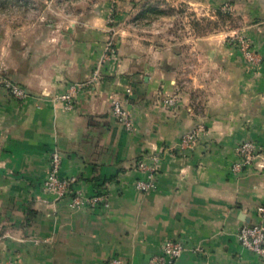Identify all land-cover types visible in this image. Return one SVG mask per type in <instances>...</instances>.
I'll return each mask as SVG.
<instances>
[{
    "label": "crops",
    "instance_id": "obj_1",
    "mask_svg": "<svg viewBox=\"0 0 264 264\" xmlns=\"http://www.w3.org/2000/svg\"><path fill=\"white\" fill-rule=\"evenodd\" d=\"M223 1L208 0V8ZM232 3L250 23L264 20V0ZM76 17L62 29L22 16L0 27V76L32 93L13 98L0 81V264H149L168 240L185 248L174 264H263L237 233L264 223V171L254 164L235 175L231 167L241 141L264 157V63L244 64L220 32L189 31L196 42L156 47L152 64L110 65L65 110L54 96L85 82L103 50L104 17ZM254 28L264 58V28ZM173 94L176 105H164ZM114 99L133 129L113 117ZM199 122L204 133L192 155L166 156L156 188L136 191L133 182L146 177L136 164ZM54 149L60 176L77 178L87 197L104 196L106 207L74 211L43 192Z\"/></svg>",
    "mask_w": 264,
    "mask_h": 264
},
{
    "label": "rangeland",
    "instance_id": "obj_2",
    "mask_svg": "<svg viewBox=\"0 0 264 264\" xmlns=\"http://www.w3.org/2000/svg\"><path fill=\"white\" fill-rule=\"evenodd\" d=\"M207 1L0 0V27L7 29L12 26L9 23L10 19H18L22 16L31 19L30 23L38 20L62 29L75 16L78 18L102 15L105 22L103 50L92 70V73L96 69L100 70V75L98 79L90 81L91 73L85 82L79 83L81 84L79 91L82 86H89V84L101 80L107 67L120 64L121 59L127 61L133 59L136 64H152L157 60L152 52L156 47L168 49L169 45L175 42L177 47L191 45L196 42V37L188 36L189 31L196 35L220 32L224 35L222 44L226 49L240 57L242 62L250 68L259 69L264 63V58L259 50L257 40L252 35V29L253 27L264 28V20L256 21L255 24L250 23V18L245 14V17L242 16L232 0H224L216 8H208ZM26 2L30 3L28 7H25ZM186 40L188 41L186 42ZM144 50L148 52L143 53ZM247 53L257 56V63L250 61ZM106 55L107 59L105 60ZM161 61H166V58L162 56ZM0 81H3L2 76H0ZM7 93L11 96L8 91ZM173 96L175 95L168 97ZM126 111L128 112L127 109ZM199 123L201 124V122Z\"/></svg>",
    "mask_w": 264,
    "mask_h": 264
},
{
    "label": "built area",
    "instance_id": "obj_3",
    "mask_svg": "<svg viewBox=\"0 0 264 264\" xmlns=\"http://www.w3.org/2000/svg\"><path fill=\"white\" fill-rule=\"evenodd\" d=\"M250 61L257 63V56L252 53H247ZM107 59V55L104 57ZM100 70H94L90 81L98 79ZM3 87L16 99H21L26 96L25 90L14 82L3 79L1 82ZM81 84L70 83L65 92L57 95L54 101L62 104L65 110H72L77 100L79 88ZM163 100L164 105L174 107L176 105L175 96L166 97ZM112 114L115 119L121 123L126 129H133V121L126 111L121 100L114 99L112 101ZM204 132L203 124L199 123L192 131L184 134L180 140L172 146L161 148L158 153H155L148 158L139 161L136 164V170L145 174L144 179H138L133 182V187L140 193H149L156 188L155 175L158 172L160 163L168 155L178 156L180 158L190 157L198 145L201 135ZM1 145V143H0ZM235 153L238 161L233 163L231 170L233 174L240 173L244 168L257 165V168L264 171V157L259 153L257 145L250 140L241 141L235 147ZM62 157L59 150L54 149L50 152L48 158V174L42 184V190L45 194L53 197L54 200L67 199L68 206L78 211L86 205L103 203L106 207L105 197L94 195L87 197L80 188L77 187L78 179L75 177L63 178L60 176ZM258 213L264 215V208L260 207ZM240 245L252 252L264 264V223L262 221L253 224L242 225L237 233ZM185 248L178 241L168 240L162 246V252L159 256L150 260L149 264H174L175 261L182 255ZM5 264H14L7 261ZM109 264H123L119 259H111Z\"/></svg>",
    "mask_w": 264,
    "mask_h": 264
},
{
    "label": "water",
    "instance_id": "obj_4",
    "mask_svg": "<svg viewBox=\"0 0 264 264\" xmlns=\"http://www.w3.org/2000/svg\"><path fill=\"white\" fill-rule=\"evenodd\" d=\"M25 93L27 94V95H32V93H30L28 90H25ZM39 97V96H38Z\"/></svg>",
    "mask_w": 264,
    "mask_h": 264
}]
</instances>
